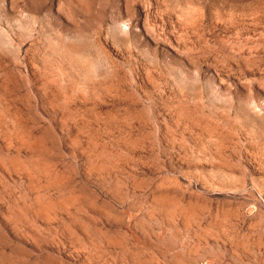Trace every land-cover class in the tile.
Wrapping results in <instances>:
<instances>
[{
	"label": "rangeland",
	"instance_id": "rangeland-1",
	"mask_svg": "<svg viewBox=\"0 0 264 264\" xmlns=\"http://www.w3.org/2000/svg\"><path fill=\"white\" fill-rule=\"evenodd\" d=\"M0 264H264V0H0Z\"/></svg>",
	"mask_w": 264,
	"mask_h": 264
}]
</instances>
